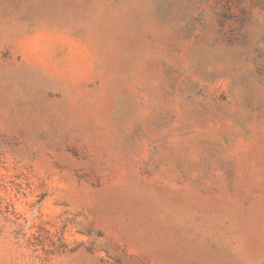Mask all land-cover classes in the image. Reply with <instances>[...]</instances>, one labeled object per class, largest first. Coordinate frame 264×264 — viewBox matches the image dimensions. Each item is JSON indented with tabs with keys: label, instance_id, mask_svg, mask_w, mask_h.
Returning <instances> with one entry per match:
<instances>
[{
	"label": "rangeland",
	"instance_id": "rangeland-1",
	"mask_svg": "<svg viewBox=\"0 0 264 264\" xmlns=\"http://www.w3.org/2000/svg\"><path fill=\"white\" fill-rule=\"evenodd\" d=\"M0 264H264V0H0Z\"/></svg>",
	"mask_w": 264,
	"mask_h": 264
}]
</instances>
